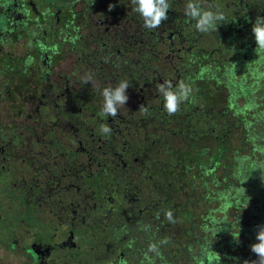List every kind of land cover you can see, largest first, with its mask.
<instances>
[{"label": "flooded vegetation", "instance_id": "obj_1", "mask_svg": "<svg viewBox=\"0 0 264 264\" xmlns=\"http://www.w3.org/2000/svg\"><path fill=\"white\" fill-rule=\"evenodd\" d=\"M168 2L149 30L131 0H0V264H149L172 246L193 264L181 214L192 201L168 182L175 133L201 103L196 81L219 70L264 0H199L223 15L204 33L185 15L189 0ZM122 80L127 103L103 115V88ZM164 81L191 89L174 115ZM240 245V264L257 260Z\"/></svg>", "mask_w": 264, "mask_h": 264}, {"label": "trees", "instance_id": "obj_2", "mask_svg": "<svg viewBox=\"0 0 264 264\" xmlns=\"http://www.w3.org/2000/svg\"><path fill=\"white\" fill-rule=\"evenodd\" d=\"M255 20L243 24L241 38L234 32L219 70L196 81L201 103L175 133L179 169L168 182H179L192 201L181 214L194 242L193 264H240L233 253L219 261L235 245L257 243L253 235L264 226V49L252 33ZM176 250L153 255L149 264H188L178 262L183 254ZM185 257L192 259V251Z\"/></svg>", "mask_w": 264, "mask_h": 264}, {"label": "clouds", "instance_id": "obj_3", "mask_svg": "<svg viewBox=\"0 0 264 264\" xmlns=\"http://www.w3.org/2000/svg\"><path fill=\"white\" fill-rule=\"evenodd\" d=\"M135 6L133 11L138 13L143 19V26L149 30L158 28L163 21L168 19L167 13L170 8L168 0H131ZM113 6H109L112 10ZM185 15L196 21L195 28L204 33L216 31L218 21L223 19V15L211 10H204L199 0H189L185 8ZM252 33L257 46L264 49V18L257 17ZM92 81V76L89 75L84 83ZM129 88L127 81H120L115 87L103 88L101 95L103 97L102 114L105 116L116 117L118 115V107L125 106L128 101L126 90ZM158 91L163 95V107L169 115H174L180 110L182 102L187 101L191 92L190 87L181 82L176 90L173 89L171 82L164 81L157 85ZM139 111L146 113L148 109L141 106ZM100 131L103 134H110L111 128L107 124L100 125ZM172 212L168 211L166 216L172 220ZM257 243L251 245V252L257 256V260L252 264H264V226H258L256 234ZM149 251H157L156 245L149 246ZM248 264V262H245Z\"/></svg>", "mask_w": 264, "mask_h": 264}, {"label": "rangeland", "instance_id": "obj_4", "mask_svg": "<svg viewBox=\"0 0 264 264\" xmlns=\"http://www.w3.org/2000/svg\"><path fill=\"white\" fill-rule=\"evenodd\" d=\"M258 209L256 210V212L258 211ZM259 212H260V210H259ZM233 232H236V230L234 229ZM236 240H238V241H236L238 243L239 242V239H236ZM239 247H241V249H239ZM242 248H243L242 245H235L234 248L228 249V251L226 253L222 254L221 261H219V262H221V263L226 262L223 258L227 257L226 256L227 254L228 255H231V253H233V254H236L237 253V255H239L242 252ZM246 257H247V255H246ZM228 262H230V260H228Z\"/></svg>", "mask_w": 264, "mask_h": 264}]
</instances>
